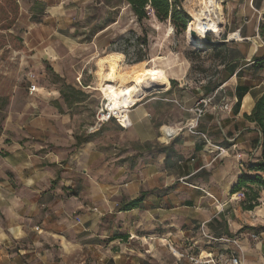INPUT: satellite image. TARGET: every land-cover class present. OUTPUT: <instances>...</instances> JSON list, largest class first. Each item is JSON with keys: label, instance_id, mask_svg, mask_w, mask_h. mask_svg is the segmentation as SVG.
<instances>
[{"label": "rangeland", "instance_id": "374dc122", "mask_svg": "<svg viewBox=\"0 0 264 264\" xmlns=\"http://www.w3.org/2000/svg\"><path fill=\"white\" fill-rule=\"evenodd\" d=\"M195 1H182V7L188 14L197 7ZM219 2L223 12L219 36L209 33L196 44L190 43L185 33L181 36L176 35L169 21H159L148 8H146V18L139 21L125 0H17L19 14L15 23L7 30L14 36L12 44L8 42L12 53L7 59L8 65L3 63L0 72L5 69L11 75L14 88L18 84L27 83V77L48 88L56 87L64 90L70 100L75 103L70 111L71 123L66 122L64 126L71 130L72 133L68 132V134H71L73 139L60 140V143H63L62 146H57L58 143L46 142L44 150L59 153L57 148L62 147L61 150L68 157L79 145V141L84 142L90 139L94 143V159L89 167L95 172L105 168L115 171L122 160H125L129 167H133V160L138 158H134L135 153L131 152L132 149L124 150L123 147L131 142L129 135L125 132L119 133V125L114 119L103 124L96 123V114L102 109L105 111V101L102 94L96 90L98 79L95 61L103 54L119 52L124 58L121 69L128 77L140 74L146 68L159 72L163 81H158L160 83L158 90L149 94L143 101L152 99L150 104L152 111L158 117L171 121L180 120L182 114H185V109L189 108L193 102L200 98H207L206 90H213L219 85L224 87L226 84L227 87L224 88H227L226 92H229L227 97H233L230 95L233 94L230 90H233L235 82H231L234 74L228 75L230 67L234 66L236 71L240 70L243 79L252 80V82L262 79L263 69L254 73L252 63L247 61V52L251 46L255 51L256 47L253 43L259 46L263 39L259 34V27L253 34L250 32L248 36H245L250 37V40L227 41L228 33L233 31L230 28L231 14L239 8L236 5L239 1L219 0ZM241 3L242 1L239 2ZM245 33L247 29L243 26L242 34L245 35ZM243 35L241 37L245 38ZM223 36L226 37L224 40L221 39ZM219 41L223 43L215 45ZM258 50L259 47L257 52ZM49 52L52 54H48ZM44 53L52 59L45 61ZM58 55L61 57L60 67L56 62L58 59H53ZM56 72H61L62 76ZM164 74L167 78L163 76ZM169 85L170 91L163 93L161 90L168 88ZM88 86H91V89ZM167 99L173 102L161 101ZM21 100V97L16 99V107L21 104ZM221 102L223 103L222 98ZM2 118L0 114V122ZM120 140L126 143H119ZM162 140L166 141L167 135L164 134ZM30 141L35 140L30 138ZM151 146L154 147L153 150L159 148L154 144ZM142 149V151H149L150 145L145 144ZM136 150L138 153L139 149ZM67 157L59 160L62 167L58 168L68 166ZM143 161L140 165H143ZM47 164L50 163L47 162ZM70 168L67 176H72L70 178L76 181L71 183L72 190L61 189L59 169H56L54 177L50 178L47 188L51 192L55 189L60 190L63 196L78 190L81 197L76 199V204L73 201L64 200V197L61 203L50 204L49 199L45 198V203L40 206L39 215L45 218L47 216L46 219H48L51 214H55L54 211L60 209V212L57 211V214H60L58 217L55 216L43 223L44 228H76L77 236L65 238L66 244L71 241L72 246L76 245V247L67 245L61 247L60 238L42 232L38 237H28L24 242L13 244L15 248L22 246L25 250V258L33 264L37 261L58 264L61 260L69 259L72 264H137L135 258L139 257L150 264L153 263L154 259L147 254V251L150 248L149 243L155 238L150 240L148 236H145L148 231L144 230L150 228L145 212L142 210V222L139 227L143 228L141 229L143 236L121 233L120 228H124L126 232L133 229V215L130 216L127 212L126 219L120 221L115 217L116 215L105 214L107 205L102 195L106 193L99 191V195L93 194L95 190L86 188L83 182L84 173L80 172V167L77 169L79 171H75L77 166L72 163ZM65 179V181L68 180V178ZM178 185L185 186L174 179L171 185L174 189L172 191H178L174 196L182 194L186 196L189 191ZM156 190L159 193L162 192V190ZM150 192L141 190L139 196L143 195L146 199ZM164 192L167 190H163L162 193ZM261 192L262 190H259V193ZM235 196L237 198L235 207L238 211L235 213V219L238 227H234L235 229L229 234L234 235L240 243L243 241L246 247L247 245L253 247L252 244L260 241L262 237L259 233L264 228V211H258L257 214L249 212L246 209L248 204L245 202L243 192L239 191ZM259 199L260 195L257 205ZM128 201H130L128 196L123 197L121 208ZM63 216L67 217L70 223L62 221ZM258 217L263 221L256 220ZM251 234H256L258 238L254 240ZM228 237L232 236L228 235ZM156 240L158 241L157 238ZM172 241L173 249L185 255L178 262L167 241L162 240L158 241L159 245H157L160 255L156 257L160 261L167 259L177 261L179 264H191L186 256L188 248L193 253L203 248L208 250L234 248L230 242L207 238L201 233H193L192 237L187 239L174 237Z\"/></svg>", "mask_w": 264, "mask_h": 264}, {"label": "crops", "instance_id": "0c3cea01", "mask_svg": "<svg viewBox=\"0 0 264 264\" xmlns=\"http://www.w3.org/2000/svg\"><path fill=\"white\" fill-rule=\"evenodd\" d=\"M238 1L242 3L238 2L236 5L239 8L231 14L230 28L233 31L229 33L238 32L241 36L245 26L247 29V33L243 35L245 37L250 32L253 34L264 23V0ZM245 38L250 40V37ZM253 45L256 50L254 51L251 46L252 49L250 47L247 52V61L251 63L253 57L264 55L262 40L259 46L255 43ZM60 58L59 55L53 58L58 59L56 62L59 67ZM43 59L47 61L52 58L44 53ZM56 73L62 76L61 72ZM163 76L166 77V74ZM261 76L262 79L256 82L243 79L241 76L231 77V82H235L233 90H230L233 97H227L229 92L224 88L227 87L226 84L223 87L226 93L225 103L231 107L230 111L216 108L222 103L219 98L221 93L216 92L217 87L206 90L207 98L212 97V100L205 114L199 119L196 130L205 133L208 142L188 129L189 122L194 119L190 109L195 102L185 109V114H182L180 120L175 121L158 117L152 111L150 105L152 99L137 102L129 112L132 125L123 128L118 124V128L119 133L125 132L131 139L128 145L123 146L124 150L132 149L131 152L135 153L134 158L138 159L133 160V167H129L125 160H122L117 170L105 168L100 172H95L89 167L94 159V143L90 139L80 142L68 157L61 150L62 147L57 148L59 153L44 150L46 142L62 146L60 140L73 139L72 135L68 134L71 130L64 126L66 122L71 123L70 111L75 103L64 99L61 95L62 89L48 88L26 77L27 83L16 85L9 99L0 97V114L3 117L0 122V264H33L25 258L24 248L19 246L17 249L13 244L24 242L28 237H38L42 232L60 238L61 247L66 245L76 247L72 246L71 241L66 244L65 239L77 236L76 228H44L43 223L55 216L58 217L60 214H57V211L60 212V209L54 211L55 214L48 216L50 217L48 219L47 216L45 218L39 215L40 206L45 203V198L49 199L50 204L61 203L63 197L64 200L76 204V199L81 197L78 190L76 194L73 190L68 196H63L62 191L55 189L51 192L47 188L50 178L54 177L56 169H59L61 189L72 190L71 183L76 181L70 178L72 176H67L72 163L77 166L75 171H79L77 169L80 167V172L84 173L83 182L86 188L94 189L93 194L106 193L102 195L107 205L105 214L116 215L120 221L126 219L127 212L130 216L133 215V229L126 232L124 228H120L121 233L143 236L141 230L143 228L139 227L142 222V210L145 212L150 227L144 230L148 231L145 236L150 240L155 238L149 243L150 248L147 251L154 259L151 264H179L174 260L160 261L156 257L160 255L158 241H167L166 243L173 249L172 238L192 237L193 233H200L201 224H204L205 231L210 236L235 238L229 234L234 227H238L235 219V213L238 212L235 207L237 203L235 194L238 192H233L232 188L242 172L249 175L255 173L248 171L246 167L240 168L236 154H241L242 162H254L261 157L260 133L254 124L244 117L250 115L255 97L264 90V68ZM240 86H246L247 92L241 98L240 106L235 108L236 89ZM170 87L169 85L161 91L168 93ZM18 97L22 100L16 107ZM161 101L173 102L170 99ZM164 126L174 130L171 137L167 135L166 141L162 140ZM30 138L35 141H30ZM120 141L119 143H126ZM145 144L150 145L149 151H142ZM151 144L159 147L157 151L153 150ZM216 147H224L226 151L219 153ZM136 149H139L138 153ZM63 157H67L69 167L58 168L62 167L59 160ZM142 160L143 165H140ZM260 174L264 176V173ZM65 178L68 180L65 181ZM174 179L185 185L178 186L189 191L186 196L184 194L174 196L178 193L172 191ZM77 185L82 187L80 184ZM156 189L167 192L159 193ZM141 190L151 191L149 197L138 207L124 211L123 207L121 208L122 198L128 196L130 200L135 199ZM259 195V204L249 212L257 214L258 211H264V190ZM61 220L70 223L65 216ZM256 220L263 221L259 217ZM259 234L262 235L261 240L252 244L253 247L248 245L246 247L243 241L240 243L238 240L244 257L243 264H264V228ZM135 259L137 264H150L140 257ZM35 263L45 264L38 261ZM58 264H72V261L61 260Z\"/></svg>", "mask_w": 264, "mask_h": 264}, {"label": "trees", "instance_id": "16d2710c", "mask_svg": "<svg viewBox=\"0 0 264 264\" xmlns=\"http://www.w3.org/2000/svg\"><path fill=\"white\" fill-rule=\"evenodd\" d=\"M131 10L135 14L136 18L141 21L146 18L147 10H151L154 16L161 22L169 21L176 35L181 36L185 30L188 22L191 20V16L183 9V0H125ZM19 14V6L17 0H0V67L3 65H8L7 59L11 56L12 48L8 46V42L13 40V35L7 30L15 23L17 16ZM6 30V32H4ZM3 31V32H1ZM264 42V23L260 25V33ZM226 37H221L225 39ZM15 39V38H14ZM18 40V39H17ZM218 42L215 45H218ZM252 69L254 73L262 70L264 68V55L253 57ZM4 63V64H3ZM3 64V65H2ZM241 76V71H236L235 67L229 68L228 75ZM9 79V83H8ZM13 79L11 75L2 69L0 72V97L4 99H9L8 97L13 91ZM216 88V87H215ZM214 88V89H215ZM247 92L246 86H240L236 89L237 102L235 108L240 106L241 98ZM61 95L65 100L69 102L70 97L67 92L61 90ZM248 121L254 124L258 129L261 137V157L256 161H250L246 163V168L248 171L255 172L253 175L242 173L236 185L232 188L233 192L242 191L248 204L246 209L252 210L256 205L259 198V190H264V176L260 172L264 173V90L262 93L255 97L254 106L251 110L250 115L244 116ZM80 143V141H79ZM75 190V194H76ZM144 196L141 195L135 199H132L123 204V210H130L136 208L143 201Z\"/></svg>", "mask_w": 264, "mask_h": 264}, {"label": "bare ground", "instance_id": "6f19581e", "mask_svg": "<svg viewBox=\"0 0 264 264\" xmlns=\"http://www.w3.org/2000/svg\"><path fill=\"white\" fill-rule=\"evenodd\" d=\"M195 2L197 7L195 6L196 8L190 11L191 20L187 24L186 35L190 43L197 44L209 33L216 37L219 36L223 12L219 0H196ZM191 30L196 32L197 40L191 39L189 35ZM243 39L247 40V38H242L238 32L228 35V40ZM123 59L122 53L109 52L99 56L95 62L97 90L105 101V111L114 115L122 124H126L131 107L158 90L160 86L158 81H163V77L151 68H146L140 74L128 77L121 69ZM163 133L167 135L166 127H163Z\"/></svg>", "mask_w": 264, "mask_h": 264}, {"label": "built area", "instance_id": "2783aa9c", "mask_svg": "<svg viewBox=\"0 0 264 264\" xmlns=\"http://www.w3.org/2000/svg\"><path fill=\"white\" fill-rule=\"evenodd\" d=\"M216 92L221 93V98L223 100V103L218 105L216 108L218 110H227L230 111L231 107L225 103L226 101V93L223 89V86H218L216 89ZM212 100L211 98H200L197 100L194 104V106L191 107V112L194 115V119L189 122V131L200 135L203 139H205L208 142V139L206 138V134L200 131H197V125L199 119L205 114L207 106L210 104ZM215 108V107H214ZM96 123L97 124H103L105 122H108L110 119H114L121 127L123 128H128L130 127L131 121L130 119H127L126 124H122L117 120V118L114 115H110L108 111H103L101 110L98 112L95 116ZM167 135L169 137L172 136L174 133V130L166 128ZM216 149L219 151V153H224L226 149L224 147H216ZM236 158L239 160V167L244 168L246 167V163L248 162H242L241 160V154L237 153ZM250 162V161H249ZM200 233L207 238H211L214 240H219L223 242H230L233 246L234 249H229L227 247L218 249V250H207V249H199L196 253H193L189 248L186 250V256L189 258V261L191 264H243V254L242 250L240 249L239 246V241L235 238H216L213 236H210L209 234L206 233L204 224H201L199 227ZM251 237L256 240L257 235L256 234H251ZM173 255L176 257L178 261H180L181 257H183L185 254L180 253L179 251L175 249H171Z\"/></svg>", "mask_w": 264, "mask_h": 264}, {"label": "water", "instance_id": "95a60500", "mask_svg": "<svg viewBox=\"0 0 264 264\" xmlns=\"http://www.w3.org/2000/svg\"><path fill=\"white\" fill-rule=\"evenodd\" d=\"M190 15V14H189ZM191 16V15H190ZM188 26H186V30H185V34L187 33V30H188V28H187ZM189 35H190V37H191V39L192 40H197V34H196V32L194 31V30H191L190 31V33H189ZM219 42H221V41H219Z\"/></svg>", "mask_w": 264, "mask_h": 264}]
</instances>
